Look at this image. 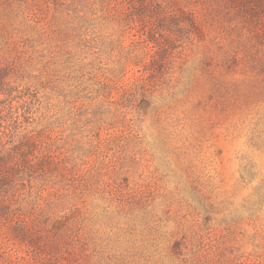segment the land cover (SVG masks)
<instances>
[{"label":"rangeland","instance_id":"obj_1","mask_svg":"<svg viewBox=\"0 0 264 264\" xmlns=\"http://www.w3.org/2000/svg\"><path fill=\"white\" fill-rule=\"evenodd\" d=\"M177 1L198 29L176 37L139 116L103 89L125 55L105 47L122 0H0V64L20 77L0 96V144L38 132L78 170L39 201L64 224L43 231L33 210L3 225L1 262L264 264V27L233 0Z\"/></svg>","mask_w":264,"mask_h":264},{"label":"trees","instance_id":"obj_2","mask_svg":"<svg viewBox=\"0 0 264 264\" xmlns=\"http://www.w3.org/2000/svg\"><path fill=\"white\" fill-rule=\"evenodd\" d=\"M113 1L116 3L119 0H100V5L105 7ZM122 1L126 6L125 12L114 15L116 32L105 47L110 55L115 50L125 55L120 61V69L112 73V77H106L103 89L108 94L113 93V90L122 92L121 100L142 116V111L151 106L156 98V78L172 55L171 49L176 37H182L187 29H198L200 20L193 10L181 6L177 0ZM232 4L244 5L247 14L260 21L264 27V0H233ZM173 8H177V12ZM184 22L188 25H183ZM131 38H134L132 42ZM127 42L131 43L126 46ZM261 66L264 68V62ZM12 72L10 67L0 64V96L8 97L15 91L14 85L20 77ZM130 72H133L131 77ZM60 155L58 144L38 132H27L10 148L0 144V232L3 225L17 224L28 211L33 210L42 214L40 219L47 226L43 227V231L50 227L57 229L64 224L62 216H51L45 207L39 206L47 187L65 189L67 175L78 171L71 159H62ZM30 190L31 195H27ZM43 231L22 222L13 229L14 234L20 236L24 243L34 247L44 246ZM58 242L54 241V244ZM0 264L12 262L0 261Z\"/></svg>","mask_w":264,"mask_h":264}]
</instances>
